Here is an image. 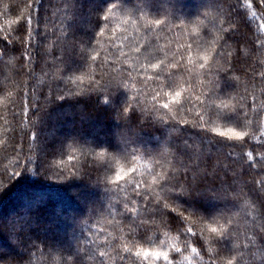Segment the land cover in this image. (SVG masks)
Listing matches in <instances>:
<instances>
[{
    "label": "trees",
    "instance_id": "obj_1",
    "mask_svg": "<svg viewBox=\"0 0 264 264\" xmlns=\"http://www.w3.org/2000/svg\"><path fill=\"white\" fill-rule=\"evenodd\" d=\"M198 168L221 199L176 198ZM230 262L264 264V0H0V264Z\"/></svg>",
    "mask_w": 264,
    "mask_h": 264
},
{
    "label": "snow or ice",
    "instance_id": "obj_2",
    "mask_svg": "<svg viewBox=\"0 0 264 264\" xmlns=\"http://www.w3.org/2000/svg\"><path fill=\"white\" fill-rule=\"evenodd\" d=\"M105 20H107V17H104ZM176 97H180L181 93L177 92ZM178 102V101H177ZM164 108H168V105L165 104L163 105ZM125 111H127L125 109ZM218 118L228 121V122H234L236 124H242V119L240 116L239 112H232V113H225V114H217ZM218 131V130H215ZM219 136L221 137H226L229 140L233 141H243L245 137V133L241 131H236L233 128H229L228 131L226 132H219ZM229 147H235L233 144H229ZM217 174L215 172V169L209 171L206 168H198L195 170L194 174L191 175L188 180L186 181V185H182L179 183V179L177 177H170L169 182L171 180H176L177 183L173 186L175 188H179L180 191L176 193V198L177 197H200V196H211L214 199H221L220 196V190L222 188V185L217 187L216 186V180H217ZM117 179H123V176H117ZM194 209V208H193ZM196 210V209H194ZM183 219V217L181 216ZM190 231V230H189ZM212 233H217L218 229L217 228H212L211 229ZM178 251V250H177ZM139 255V253L137 254ZM149 253H145V256H148ZM157 259H159L161 256L165 260L168 259V256L164 253H155ZM231 264V262H230Z\"/></svg>",
    "mask_w": 264,
    "mask_h": 264
}]
</instances>
